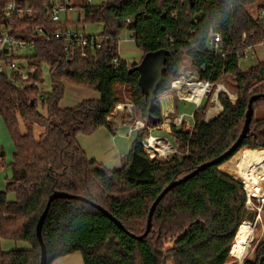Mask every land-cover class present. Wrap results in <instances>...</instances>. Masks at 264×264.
<instances>
[{
    "label": "trees",
    "instance_id": "trees-1",
    "mask_svg": "<svg viewBox=\"0 0 264 264\" xmlns=\"http://www.w3.org/2000/svg\"><path fill=\"white\" fill-rule=\"evenodd\" d=\"M19 1L35 12L17 21L13 32L17 38L34 41L30 60L38 72L29 85L0 73V116L15 148L10 164L13 176L0 191V264H40L37 223L54 191L87 197L124 227L84 200L56 199L43 224L47 264L74 251L82 253L84 264H243L238 258L243 260L253 234L247 220H254L257 212L250 214L244 183L220 166L243 147L264 149V120L257 122L254 115L249 134L237 151L168 191L156 206L151 231L144 239L138 236L146 231L151 207L162 190L229 151L244 128L250 97L264 94V61L246 70L240 61L249 46L264 41V21L248 10L259 0H107L101 6L84 0L85 20L105 23L101 34L109 36L100 49L86 48V56L80 47L66 50L62 41H46L37 33L40 27L51 33L69 25L68 20L52 21L47 11L50 0ZM4 8L5 1L0 0V37ZM126 18H133L130 30L144 51L143 58L134 63L119 57L117 51ZM215 32L222 34L231 53L217 56L208 51V40ZM148 53L166 57L164 82L156 92L157 108L151 117L150 96L143 93L140 71L134 69ZM116 57L118 67L113 64ZM185 59L214 83L233 76L236 102L221 93L225 107L219 116L206 121L205 112L197 109L193 131L172 126L188 152L183 158H151L144 150L140 130L121 168L108 169L91 159L77 137L103 126L116 132L110 117L121 102L118 88L129 87L143 117L158 126L163 122L158 96L171 87ZM42 64L51 72L53 87L48 93L38 87L43 82ZM66 82L93 88L101 98L61 108ZM40 93L44 94L41 101ZM260 100L264 97L253 103L254 113ZM157 118L160 123L154 124ZM35 125L43 128L38 136L34 135ZM11 192L15 199H8ZM3 238L28 241L31 248L4 251ZM169 241L172 245L165 248ZM257 247L255 260L247 259L244 264H264V241Z\"/></svg>",
    "mask_w": 264,
    "mask_h": 264
},
{
    "label": "built area",
    "instance_id": "built-area-1",
    "mask_svg": "<svg viewBox=\"0 0 264 264\" xmlns=\"http://www.w3.org/2000/svg\"><path fill=\"white\" fill-rule=\"evenodd\" d=\"M4 1L5 16L2 35L0 37V73L3 75H8L14 81H20L26 85H29L31 78L34 77V75L38 72V68L35 65H32L30 57H28L29 48H33L34 41L19 37L17 38L13 31L16 27L15 25L17 21L25 20L34 14L35 11L28 4L25 5L19 0ZM88 2L90 3L91 0H88ZM74 8L75 7L70 3V0H50L47 5V11L50 13L52 21L56 23H60V21L63 20L62 14L73 12ZM258 17V20L260 21L264 19V10ZM125 22V28L130 30V26L133 23V18H126ZM37 33L46 41H62L66 50L80 47L83 49V55L85 56L87 55L85 52L86 48H92V50L100 49L104 40L109 37L105 34L88 35L85 31L77 29L73 30L69 26L63 27L51 33L45 31L43 27H40L37 29ZM129 38L131 40H135L133 31ZM254 47L255 46H249L245 50L246 56L248 55V51H252ZM206 48L210 53H213L217 56L219 54H228L232 52L231 49L224 44L222 34L217 32H215L210 37ZM117 51L119 57H121V52L119 49ZM119 62V58L116 57L113 60L114 66L118 67ZM202 69H206V64L202 66ZM221 80L214 83L209 78L205 79L201 76L200 69L194 67L192 63L190 66H188L183 62L176 79H174L171 83V87L163 91V93L158 96L159 107H161L162 110V121H164V125L167 124L170 127L177 126L183 123L184 120H187L185 114L182 113L177 115L178 106H176V100L185 101L187 104L193 106L192 113L188 115L194 118L195 111L197 109H203L202 105L205 103L207 98L212 95L210 98V106H208L205 114V120H211L219 116L225 107L220 101L221 93H226L233 104L238 98V93H234L229 90L226 86V83ZM220 84H224V89H222L221 92L217 90ZM196 87H204L205 92H203L201 95H197V93L194 91V88ZM43 95V93L39 94V96L42 98ZM218 106L219 108L213 110ZM115 109L116 111L123 110L124 112H135L136 108H134L133 103L121 102L116 105ZM148 138L149 137L142 139V144L144 150L150 154V157L153 158L155 155H157V152H159V154L161 152L159 150H154L152 147H148ZM160 139L165 140L166 138ZM172 148L173 147H169V150L173 151Z\"/></svg>",
    "mask_w": 264,
    "mask_h": 264
},
{
    "label": "rangeland",
    "instance_id": "rangeland-1",
    "mask_svg": "<svg viewBox=\"0 0 264 264\" xmlns=\"http://www.w3.org/2000/svg\"><path fill=\"white\" fill-rule=\"evenodd\" d=\"M106 1L107 0H91V5L101 6ZM74 2L78 5H81L83 0H73V3ZM248 10L250 11L251 15L254 18L258 19L259 18L258 16L264 10V0H259L255 4L249 5ZM81 16H82L81 17L82 19L80 21L78 12H75L74 15H72V17H71V20L69 21L68 26L70 28H72L73 30L77 29V30L85 31L88 35H90L91 33L98 34L100 32H104L105 23H102L100 21H92V20L86 21L84 11L82 12ZM64 17H65L64 14H62V18H64ZM62 21H65V19ZM261 21H264V19ZM131 34H132L131 30L124 28L118 36V37H120V40H121L120 51H122L123 56L130 63L134 62V61L138 62L144 56V51L136 45L135 41H133V42L132 41H126V38L130 37ZM28 54H29L28 57L32 58L34 55V49L29 48ZM134 59H137V60H134ZM240 61H241L242 70L249 69V67L252 65H256L258 63H263V61H264V41H262V43H260V44L255 45L254 49L252 51H248V55L245 58L241 59ZM184 63L188 66L191 65V63L188 59H185ZM41 68H42L43 82L39 83L38 87H39L40 91L48 93L53 87V83L51 82L50 68L46 64H42ZM222 80L226 83V86L229 90H231L234 93L235 92L238 93V91L236 90V86H235V78L233 76L226 75ZM255 82H256V80L254 79L252 81V83H255ZM118 90L122 96L121 102L134 104L132 94H130V91H129V87H126L123 85V86H120L118 88ZM38 97H39V101H41L42 97H40V96H38ZM211 97H212V95H210V97H208L207 100L205 101V103L202 105L203 109H201V110L204 111L205 114H206V111L208 109V106H210L209 104H210V98ZM121 102H119V103H121ZM176 106H178L177 115L183 113V114H185V117L187 118V120H184L183 123L176 126L177 129L178 130L183 129L186 131H193L196 120H194V118H192L191 116L188 115V114L192 113L193 106H191L190 104H187L185 101H179V100H176ZM134 108H136L135 112L134 111L133 112H124L123 110L116 111V109L114 108L115 109L114 112H115V115L117 117V119H116L117 121L113 122V120H112L114 117V115H113L114 113H112L110 119H111L112 123H114L115 128H116V124L120 125L121 127H122V125L125 126L126 124H128L129 126L134 128L137 135H138L140 130H143V136H144L143 139L147 138V137H151V135H152L153 137L159 138V141H161L160 143L157 144L159 147H163L165 145H168V150H169V147H173L172 148L173 151L170 152V150H169V153H167L166 155H163L162 153L159 154V152H157V155H155V157H153V158H156L158 160L166 161L175 155L179 158H183V156L188 153L187 150L182 149L181 141L174 134L172 126L170 127L167 124L164 125V121L158 126H153V125L149 124V122L147 121V119L145 117H143L140 108H138L135 104H134ZM38 109H39V111L43 112L44 114H47V111L43 110L40 106ZM160 112H161V116H162V110L161 109H160ZM254 118H255V121H257V122L264 120V100H260V101L255 103ZM20 121H23V119L21 118ZM21 126H22V130L26 131V128H23L24 127L23 125H21ZM136 126H137V128H136ZM116 129H118V128H116ZM42 131H43V128L41 126L35 125V128H34V135L35 136H38L39 133ZM160 138H163V139L166 138V139L161 140ZM247 148H249V147H243L239 151L247 149ZM239 151H237V152H239ZM235 155H233L231 158H233ZM231 158H229L228 160H230ZM228 160L224 161L223 163H225V162L229 163ZM235 178L241 180V178H239V177H235ZM241 181L245 185V182L243 180H241ZM245 189H246V187H245ZM10 199H13V198L11 197ZM247 204L249 205L250 214L254 215L255 212H257V213H256L254 220H247L248 223L253 228V231H252L253 234L251 237L252 239L249 241V244L247 246L248 247V250H247L248 254L246 253V255L244 257L247 259L255 260V258L257 257V248H258L257 246L260 244V242L264 241V198L258 197V196L249 197ZM234 244H235V242H234ZM171 245H172V241H169V242H167V244H165V248H168ZM168 264H172V262L169 261Z\"/></svg>",
    "mask_w": 264,
    "mask_h": 264
},
{
    "label": "crops",
    "instance_id": "crops-1",
    "mask_svg": "<svg viewBox=\"0 0 264 264\" xmlns=\"http://www.w3.org/2000/svg\"><path fill=\"white\" fill-rule=\"evenodd\" d=\"M70 3L75 7L73 12L65 13L63 20H71L72 15L78 12L79 19H82L81 14L84 11L82 5ZM91 3V2H90ZM102 32L98 33L101 34ZM96 34V33H91ZM126 41L131 40L129 37ZM121 43V41H120ZM120 51V44H119ZM121 52V57L127 60ZM137 60V59H134ZM128 61V60H127ZM137 62V61H134ZM131 62V63H134ZM100 93L93 89L84 86H75L66 82L65 94L60 102V107H75L83 100L100 99ZM113 122L117 121L115 112H113ZM117 113V112H116ZM111 118V117H110ZM116 132L112 133L108 127H100L93 131L91 134L80 133L77 137L79 139L83 149L91 159H96L108 169H118L123 165L124 157L130 152L133 142L136 139V131L126 124L125 126L116 124ZM14 141H12L8 127H6L3 118L0 116V191L7 188V181L13 176V170L11 169V162L14 159ZM15 199L14 193H9V198ZM2 249L4 251H11L13 249H30L31 244L28 241H21L15 239L3 238L1 240ZM53 264H84V257L79 251L70 252L66 256H62L55 260Z\"/></svg>",
    "mask_w": 264,
    "mask_h": 264
},
{
    "label": "water",
    "instance_id": "water-1",
    "mask_svg": "<svg viewBox=\"0 0 264 264\" xmlns=\"http://www.w3.org/2000/svg\"><path fill=\"white\" fill-rule=\"evenodd\" d=\"M165 62H166V57L163 53H155V54L154 53L153 54L148 53L144 57L142 62L134 67V69H137L140 71V78L139 79H140V85H141L143 93H146V95L148 97L150 96V100H151L150 117L152 115L153 110H155L157 108V104L155 102V100L157 98L156 92L161 88V86L163 85V82H164L163 75H164V72L166 71ZM260 97H264V94H254L250 97V100L248 102L249 106H248V110L246 113V122H245L244 128L241 131V135L237 139L236 143L231 147V149L229 151L225 152L221 157H219L215 160H211L209 162H206V163L200 165L199 167H197L195 169V171H193L190 174L182 177L180 180H176V181L169 183L167 185V187L162 190L161 194L153 202V205L151 207L152 209L149 213V217H148V221H147L148 222L147 229L143 234L138 236L139 239H144L149 234V232L151 231L152 226H153L152 219H153L154 212L156 210V206L167 195L168 191H170L171 189H173L177 185L181 184V182L189 179L192 176H195V174H197L198 172L208 168L209 165H212L214 163H218V162L222 161L223 159H227L228 157H231V155L237 151L239 146L242 144L244 139L249 134L248 132L250 131L251 122L253 120L252 117L254 115V104L253 103L255 100H257ZM153 122H154V124H159L160 120L158 118L153 119ZM49 197L50 198L47 202L46 208L44 209L43 214L41 215V217L39 218V221L37 223V237L41 243V255H42L40 264H47V261H48L47 245H46L45 240L43 239V227H44L43 224H44L45 219L49 213V209L51 207L52 202L56 199L68 197V198H74V199H78V200H84V201L92 204L95 207L97 206L109 218H112L116 223L121 225V227H124L121 223H119V221L113 216V214L111 212H109L107 209H104L102 206L95 204L93 201H91L90 199H88L85 196L74 195V194H71L67 191L66 192L54 191ZM249 197H250V195H249ZM236 239H237V237H236ZM236 239H235V242H236ZM233 246H234V244H233ZM233 246H232V248H233ZM233 249H232V252H233ZM245 260H247V258L244 257L243 260H241V262L244 264ZM239 261H240V259H239Z\"/></svg>",
    "mask_w": 264,
    "mask_h": 264
},
{
    "label": "bare ground",
    "instance_id": "bare-ground-1",
    "mask_svg": "<svg viewBox=\"0 0 264 264\" xmlns=\"http://www.w3.org/2000/svg\"><path fill=\"white\" fill-rule=\"evenodd\" d=\"M222 89H224V84H220L217 90L221 92ZM194 91L197 95H201L205 92V89L204 87H196L194 88ZM217 108H219V106L213 110H216ZM147 143L149 144V148L152 147L154 150H159L163 155H166L169 152L168 145L163 147L157 145V143H160L159 138L157 137H149ZM228 161L229 163H223L220 166V169L231 176L241 178V180L245 182V187L250 197L258 196L264 198V149L247 148L237 152V154ZM251 239L252 238H250V240Z\"/></svg>",
    "mask_w": 264,
    "mask_h": 264
}]
</instances>
